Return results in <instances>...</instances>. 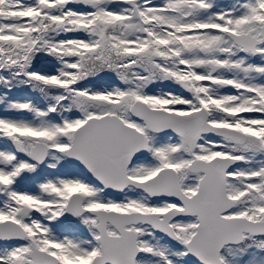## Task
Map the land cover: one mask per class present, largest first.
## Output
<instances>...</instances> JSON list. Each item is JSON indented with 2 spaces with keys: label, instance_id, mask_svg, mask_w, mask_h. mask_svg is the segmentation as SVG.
Instances as JSON below:
<instances>
[{
  "label": "snow or ice",
  "instance_id": "1",
  "mask_svg": "<svg viewBox=\"0 0 264 264\" xmlns=\"http://www.w3.org/2000/svg\"><path fill=\"white\" fill-rule=\"evenodd\" d=\"M0 264H264V0H0Z\"/></svg>",
  "mask_w": 264,
  "mask_h": 264
},
{
  "label": "rangeland",
  "instance_id": "2",
  "mask_svg": "<svg viewBox=\"0 0 264 264\" xmlns=\"http://www.w3.org/2000/svg\"><path fill=\"white\" fill-rule=\"evenodd\" d=\"M225 2H227V0H225Z\"/></svg>",
  "mask_w": 264,
  "mask_h": 264
}]
</instances>
